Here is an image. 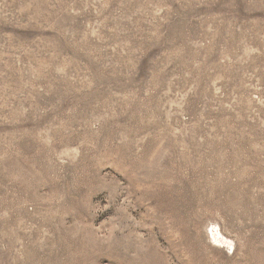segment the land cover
Segmentation results:
<instances>
[{
  "label": "rangeland",
  "instance_id": "rangeland-1",
  "mask_svg": "<svg viewBox=\"0 0 264 264\" xmlns=\"http://www.w3.org/2000/svg\"><path fill=\"white\" fill-rule=\"evenodd\" d=\"M0 264H264V0H0Z\"/></svg>",
  "mask_w": 264,
  "mask_h": 264
},
{
  "label": "bare ground",
  "instance_id": "bare-ground-1",
  "mask_svg": "<svg viewBox=\"0 0 264 264\" xmlns=\"http://www.w3.org/2000/svg\"><path fill=\"white\" fill-rule=\"evenodd\" d=\"M191 236V235H190ZM192 237V236H191ZM195 239V238H194ZM191 241V240H190ZM194 241H196V240H194ZM195 243V242H194ZM197 243V242H196ZM191 244H192V242H191ZM199 245V244H198Z\"/></svg>",
  "mask_w": 264,
  "mask_h": 264
}]
</instances>
